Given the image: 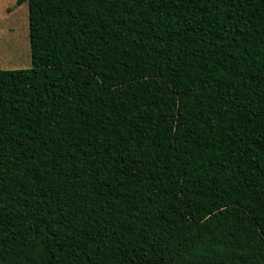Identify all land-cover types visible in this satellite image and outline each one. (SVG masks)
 Instances as JSON below:
<instances>
[{
    "label": "trees",
    "instance_id": "16d2710c",
    "mask_svg": "<svg viewBox=\"0 0 264 264\" xmlns=\"http://www.w3.org/2000/svg\"><path fill=\"white\" fill-rule=\"evenodd\" d=\"M25 1L0 264H264V0Z\"/></svg>",
    "mask_w": 264,
    "mask_h": 264
},
{
    "label": "rangeland",
    "instance_id": "374dc122",
    "mask_svg": "<svg viewBox=\"0 0 264 264\" xmlns=\"http://www.w3.org/2000/svg\"><path fill=\"white\" fill-rule=\"evenodd\" d=\"M32 66L29 6L25 1L0 0V68Z\"/></svg>",
    "mask_w": 264,
    "mask_h": 264
}]
</instances>
